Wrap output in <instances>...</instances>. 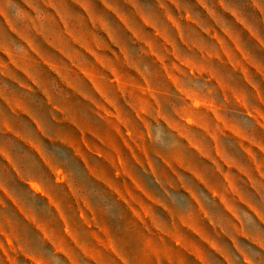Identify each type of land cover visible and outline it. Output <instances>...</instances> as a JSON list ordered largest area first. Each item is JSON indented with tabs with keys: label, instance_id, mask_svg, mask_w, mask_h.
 I'll list each match as a JSON object with an SVG mask.
<instances>
[{
	"label": "crops",
	"instance_id": "obj_1",
	"mask_svg": "<svg viewBox=\"0 0 264 264\" xmlns=\"http://www.w3.org/2000/svg\"><path fill=\"white\" fill-rule=\"evenodd\" d=\"M153 123L173 151L155 146ZM157 164L179 184L167 191ZM189 164L208 168L192 170L207 196L183 191ZM76 169L111 181L115 215L101 214L114 256L142 237L144 264H264V0H0V186L26 228H53L38 216L65 192L83 206Z\"/></svg>",
	"mask_w": 264,
	"mask_h": 264
},
{
	"label": "rangeland",
	"instance_id": "obj_2",
	"mask_svg": "<svg viewBox=\"0 0 264 264\" xmlns=\"http://www.w3.org/2000/svg\"><path fill=\"white\" fill-rule=\"evenodd\" d=\"M138 56V55H137ZM174 72V71H169ZM186 84H191V81H186ZM190 103V100L188 101ZM172 103L169 102V106ZM184 107L186 103L183 104ZM190 106V104H189ZM234 109V106L231 107ZM196 120L201 125H213L214 121L210 120L206 114H201ZM187 125H192L191 119H185ZM185 161L192 162L191 155L185 159ZM141 167L142 172L137 171V179L140 185L148 188L151 183L150 168L144 169ZM158 175L161 176L163 185L167 191L172 186L176 185V180H180V173L178 176L173 171L165 170V168L157 164L153 167ZM200 170V173L207 175L208 168L205 171L201 170V167H193V165H185L183 167V191L185 193L192 188L201 189L197 187L192 179V170ZM115 170V169H114ZM129 170H135L133 166H120V188L129 189L128 176ZM90 173V169L88 170ZM104 172L108 174V179H111V169L107 171V167H104ZM115 172V171H114ZM153 174V173H152ZM85 175L83 177V206L78 204L74 205L75 201L80 199L68 198L67 192L65 197L62 196L59 201L63 202L62 206L58 207L57 214H46V209H41L43 214H39L44 218H53L54 220L47 225H52L50 229H29L26 228V224L23 222L25 215L18 213L19 209L14 204V199L8 197L5 188L0 186V264H144L143 255V238H137L132 242L131 255L127 254L128 244L120 241L121 258L114 256L111 252V224H106L105 217L104 222L101 214L102 207L87 198L88 184H94L100 190L105 191L109 189L111 181L97 182L88 178L85 181ZM3 184V183H2ZM1 185V184H0ZM12 194L23 193V190L19 188L12 189ZM104 193V192H103ZM61 196V192L57 193ZM21 198V196H20ZM110 199V198H109ZM111 200V199H110ZM26 201L31 202L27 199ZM28 209L33 210L31 206ZM97 217H100L98 220ZM66 221V222H65ZM65 225L69 228H62ZM108 227V228H107ZM137 251V253H136Z\"/></svg>",
	"mask_w": 264,
	"mask_h": 264
},
{
	"label": "clouds",
	"instance_id": "obj_3",
	"mask_svg": "<svg viewBox=\"0 0 264 264\" xmlns=\"http://www.w3.org/2000/svg\"><path fill=\"white\" fill-rule=\"evenodd\" d=\"M152 127L153 129H157V128L161 129L159 133L153 132V136L155 137V146L165 152L173 151L178 141L172 134L168 133L167 126L162 123L161 124L153 123ZM51 151L56 153L57 155H59L60 153H64L62 162L68 165L69 167H72L71 157L70 154L67 153L66 149L56 147V148H52ZM76 171L77 174L81 176V178L84 177L83 172H81L79 169H76ZM199 191L204 196L208 195V193L205 192L204 189L202 188L199 189ZM87 198H90L94 202L98 203L109 216L115 215L114 203L109 199V197L106 194L102 192V190L97 188L96 185L91 183L88 184ZM165 198L169 199V202L175 201L176 205L183 208L185 211L189 209L190 201L182 193L170 191ZM210 199L211 197H209V200Z\"/></svg>",
	"mask_w": 264,
	"mask_h": 264
}]
</instances>
